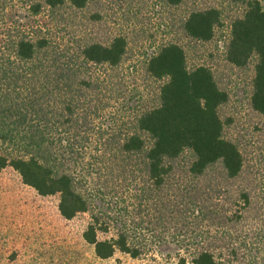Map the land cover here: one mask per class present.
Returning a JSON list of instances; mask_svg holds the SVG:
<instances>
[{"label":"trees","instance_id":"obj_1","mask_svg":"<svg viewBox=\"0 0 264 264\" xmlns=\"http://www.w3.org/2000/svg\"><path fill=\"white\" fill-rule=\"evenodd\" d=\"M67 1L84 8L94 0L46 3L55 8ZM168 1L178 5L182 0ZM220 19L217 7L194 10L184 30L193 38L211 40ZM126 52L127 40L122 36L107 45L86 41L78 50L60 48L47 36L28 34L11 36L9 52L0 45V170L14 169L42 196L58 195V208L66 219L92 210L83 236L101 259L117 252L138 259L148 247L124 223L118 226L111 215L105 218L107 213L94 204L90 189L94 176L108 170L128 178L134 189L146 175L162 190L173 178L179 182L187 176L200 178L219 162L230 178L244 168L238 145L224 136L220 107L229 95L209 67L189 69L181 45L162 46L146 65L152 77L164 80L160 102L139 109L133 101L138 91L129 88V76L121 70ZM253 55L258 60L252 106L264 115L261 0H250L244 15L234 20L228 60L241 67ZM129 92L132 96L126 99ZM186 154L188 166L179 169ZM156 206L159 225L169 229V224L178 223L179 211L171 201L162 196ZM101 233L109 237L101 239ZM181 249L185 253L177 264H218L214 252L204 245Z\"/></svg>","mask_w":264,"mask_h":264},{"label":"rangeland","instance_id":"obj_2","mask_svg":"<svg viewBox=\"0 0 264 264\" xmlns=\"http://www.w3.org/2000/svg\"><path fill=\"white\" fill-rule=\"evenodd\" d=\"M249 1L182 0L173 5L168 0H94L84 8L69 1L53 8L46 0H0V45L7 52L11 36L21 34L47 36L60 48L73 50L86 41L107 45L124 37L127 52L121 70L129 76V88L138 91L133 101L139 109L159 104L164 83L147 72V61L162 46L178 43L189 69L209 67L228 93L220 107L224 136L244 157L236 178L228 177L219 162L200 178H173L162 190L143 174L142 184L134 189L128 178L108 170L94 176V204L148 247L138 259L120 252L99 258L83 236L92 210L66 219L58 195L42 196L14 169L0 170V264H177L185 253L181 246L194 244L214 252L218 264H264V115L252 106L258 58L253 55L241 67L228 60L233 22L244 15ZM206 7L220 10V22L211 40L193 38L184 22L192 11ZM189 158L186 154L178 168L186 169ZM162 196L181 212L169 229L158 222L156 203Z\"/></svg>","mask_w":264,"mask_h":264}]
</instances>
